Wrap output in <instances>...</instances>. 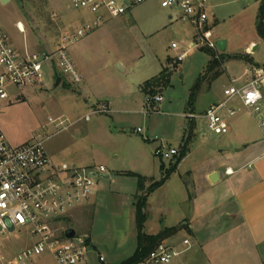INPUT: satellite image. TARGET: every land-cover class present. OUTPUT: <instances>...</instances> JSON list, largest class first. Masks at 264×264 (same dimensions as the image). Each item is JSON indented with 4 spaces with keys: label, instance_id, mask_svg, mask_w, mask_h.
<instances>
[{
    "label": "rangeland",
    "instance_id": "obj_1",
    "mask_svg": "<svg viewBox=\"0 0 264 264\" xmlns=\"http://www.w3.org/2000/svg\"><path fill=\"white\" fill-rule=\"evenodd\" d=\"M70 1L0 0V25L10 38L20 36L14 25L21 21L34 34L39 31L38 35L50 39L59 36L60 41L64 34L58 32L59 17L74 20L71 32L82 27L77 20L85 14L73 10ZM118 1L125 4L131 0ZM258 3L202 2L207 17L203 30L211 32L212 40H227V48L223 52L214 50L224 58L220 74L202 80L196 90L211 57L201 47L177 62L178 55L196 41L195 26L181 20L176 10L161 8L157 0L135 5L119 18L105 19L98 28L67 45L69 57L82 76L80 84L66 88L62 81L55 87L48 63L43 68L41 87L23 89V100H17L16 88L7 89L9 99L0 100V129L11 146L44 140L46 152L59 163L105 169L108 178H97L92 214L83 215L78 208L67 218V226L71 222L78 235L88 236L89 249L83 264H100L99 255L106 257L105 262L116 264L136 248L137 199L133 197H142L151 185L160 183L163 174L179 159H161L154 155L156 148L175 149L180 154L189 140L188 151L175 170L160 188L147 194L143 233L155 234L161 229L160 222L177 228L178 213L191 211L198 190L197 174L210 166L218 168L225 158L238 156L236 166L244 173H264V140L255 119L245 110L232 117L221 111L230 127L224 135L209 131L201 117L192 123L186 117L189 113L200 116L209 105L223 100L222 92L232 80L240 86L254 79L256 70L264 72V40L256 33ZM163 70L167 85L155 89L154 94L143 92V84ZM74 87L81 94L73 91ZM261 92L264 104V88ZM155 95L162 97L158 105L147 101ZM100 104H107L109 113L91 115L84 121V116ZM59 121L63 125L57 126ZM257 155L258 159L248 164ZM124 173L146 178L144 190L138 192V180ZM184 236L182 231L176 240L181 243ZM31 242L29 231L20 229L0 235V250L14 256ZM22 264L57 263L45 253Z\"/></svg>",
    "mask_w": 264,
    "mask_h": 264
},
{
    "label": "built area",
    "instance_id": "obj_2",
    "mask_svg": "<svg viewBox=\"0 0 264 264\" xmlns=\"http://www.w3.org/2000/svg\"><path fill=\"white\" fill-rule=\"evenodd\" d=\"M147 0H131L125 4L118 0H71L73 10L83 11L90 17L81 28L61 36L54 50L31 53L27 49L18 51L0 25V100L9 99L7 89L12 86L18 91L27 87H41L44 81L45 65L50 63L56 77L65 79L69 85L80 84L82 76L77 71L67 52V45L99 27L105 19L123 16L130 8ZM163 9L176 10L180 19L195 26L196 41L189 49L178 55L181 62L185 55L194 49L206 47L217 50L211 32L203 30L206 15L204 0H157ZM18 30L21 32L19 26ZM264 86V72L241 87L230 86L223 90V101L207 107L202 115L189 113L186 117H198L206 121L207 128L215 135L229 132V124L221 113L229 117L242 110L251 115L264 140V104L261 87ZM237 99L239 107L228 108L230 101ZM147 101L158 105L162 97L155 95ZM107 104H100L84 116L88 121L91 115L107 114ZM58 119H50L51 123ZM59 121L57 126L63 125ZM67 129L63 127L62 130ZM139 133L140 129H136ZM44 140H33L20 146H11L0 130V235L27 229L32 242L16 255L9 256L0 250V264H22L33 257L49 253L57 264H83L89 249L87 235L67 239L65 231L69 226L67 218L73 210L87 204L96 187L97 178L105 177L103 166H76L52 162L44 147ZM175 149L164 150L158 147L154 155L170 160L178 156ZM61 224V226L59 225ZM190 248V240L182 241L181 247H173L160 242L148 256L138 264H170ZM1 249V245H0ZM103 262V257H99Z\"/></svg>",
    "mask_w": 264,
    "mask_h": 264
},
{
    "label": "crops",
    "instance_id": "obj_3",
    "mask_svg": "<svg viewBox=\"0 0 264 264\" xmlns=\"http://www.w3.org/2000/svg\"><path fill=\"white\" fill-rule=\"evenodd\" d=\"M258 1L259 0H257V2ZM58 15L60 14L58 13ZM59 18L60 21L57 23L59 34L73 33L71 31L72 21L74 20H64L62 17ZM168 18L172 19V15H168ZM88 20H90V17L85 14L84 16H79L77 22L82 25ZM19 25L23 27H19L21 32L17 28ZM14 28L17 34L21 36V39L20 36L17 38L13 35L11 38L9 37V40L18 51L27 49L31 53H40L54 50L59 43V36L50 39L43 34L38 35L37 33H39V31L34 34L26 27L24 22L17 21ZM219 40L225 41V51L227 48V40L224 38H217L214 41ZM191 43L192 42H190L189 45ZM249 49L250 47L247 49V54L249 53ZM190 53H192V51L188 54ZM259 71L262 70L255 71L256 76ZM54 78L55 87L59 86L63 81L64 87L71 88L65 79L59 77L60 82L56 85L57 77L55 76ZM235 81L236 80H232L231 85L227 87L235 86ZM243 85L236 87H241ZM76 88L77 87H74L72 90L81 94L80 89L78 90ZM263 88L264 86L261 87V90ZM17 92V100H23L22 90ZM222 101L223 100L213 104H219ZM237 105L240 106V103L235 99L230 101L227 107L235 108L238 107ZM192 120L190 119L191 122ZM25 143L28 142L18 144L17 146ZM50 159L52 162L59 164L58 161H55L51 157ZM257 159L258 155L252 158L248 164ZM238 162V156H230L220 161L217 165L218 168L210 166L197 174L198 190L193 199L191 211L187 214L178 213L177 228L170 224L163 225L160 222L159 225L161 229L155 234L144 233L149 236H154L164 232L166 229H170L172 231L171 234L161 242L173 247H181L183 240H190L189 250L181 257L174 259L170 264H264V173H244L242 167L236 166ZM71 165L76 164L72 163ZM220 169L222 170L220 171ZM213 173L217 174V178H214V182H211L209 178ZM124 174L127 175V173ZM107 178L108 177H104V179ZM144 179L145 181L147 180L146 178ZM95 190L96 187L93 194L96 192ZM92 196L87 204L79 208L78 212L83 215L92 212ZM135 196L133 198H135ZM69 225L70 227H75V224L71 222ZM182 231L185 233V236L180 243L176 240V236ZM136 248L127 258H124L116 264H120L131 257ZM92 249H95V246H92ZM99 257L102 256L99 255L98 260ZM105 261L106 257H104L103 262H99L100 264H109Z\"/></svg>",
    "mask_w": 264,
    "mask_h": 264
},
{
    "label": "trees",
    "instance_id": "obj_4",
    "mask_svg": "<svg viewBox=\"0 0 264 264\" xmlns=\"http://www.w3.org/2000/svg\"><path fill=\"white\" fill-rule=\"evenodd\" d=\"M256 33L260 39L264 40V0H259L258 10H257V17H256ZM202 50H205L209 56L211 57L208 61V65L206 67L205 75L202 77V79H199L194 87V90H196L202 80L206 79H214L220 74L219 68L223 66L224 58L221 55H218L216 51L203 47ZM168 83V77L166 72L163 70L157 77H154L148 81H146L143 86L142 90L145 93L154 94L155 89H158L160 87L166 86ZM192 105V100L190 101L188 108H190ZM192 123V122H190ZM189 140L187 139L183 146L181 153L178 155L179 159L177 160L176 164L170 169L167 170L163 174V179L160 183H154L149 187L142 195V197H138V195L135 196L137 199V202L135 203L136 207V229H137V248L133 255L129 257L128 259L124 260L120 264H138L139 262L143 261L148 254L162 241L164 240L169 234H171L170 229H166L164 232L149 236L143 233V226L145 222V213H144V206L147 198V194L153 192L155 189L160 187L163 184V181L169 176L170 173H172L177 164L180 162V160L184 157L185 153H187ZM163 170V167H162ZM128 176L135 177L138 180V192H141L144 190V182L145 179L139 175H136L134 173H127ZM103 264V263H102Z\"/></svg>",
    "mask_w": 264,
    "mask_h": 264
},
{
    "label": "water",
    "instance_id": "obj_5",
    "mask_svg": "<svg viewBox=\"0 0 264 264\" xmlns=\"http://www.w3.org/2000/svg\"><path fill=\"white\" fill-rule=\"evenodd\" d=\"M6 2H8V0H1V3H6ZM216 47L218 51L223 52L225 49V41L224 40L216 41ZM59 82H60V79L57 77L56 85H58ZM105 177H108V176H105ZM214 178L215 179L217 178L216 173L211 174L209 179L211 182H214ZM74 235H75V230L72 227H68L67 230L65 231V237L67 239H70V238H73Z\"/></svg>",
    "mask_w": 264,
    "mask_h": 264
},
{
    "label": "bare ground",
    "instance_id": "obj_6",
    "mask_svg": "<svg viewBox=\"0 0 264 264\" xmlns=\"http://www.w3.org/2000/svg\"><path fill=\"white\" fill-rule=\"evenodd\" d=\"M20 28H23L21 25H19Z\"/></svg>",
    "mask_w": 264,
    "mask_h": 264
}]
</instances>
